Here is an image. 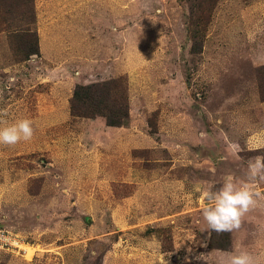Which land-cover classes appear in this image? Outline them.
<instances>
[{"label":"rangeland","instance_id":"374dc122","mask_svg":"<svg viewBox=\"0 0 264 264\" xmlns=\"http://www.w3.org/2000/svg\"><path fill=\"white\" fill-rule=\"evenodd\" d=\"M117 79L111 126L74 93ZM0 111L35 130L0 145V264H264V201L220 235L200 211L264 156V0H0Z\"/></svg>","mask_w":264,"mask_h":264},{"label":"clouds","instance_id":"9594fccd","mask_svg":"<svg viewBox=\"0 0 264 264\" xmlns=\"http://www.w3.org/2000/svg\"><path fill=\"white\" fill-rule=\"evenodd\" d=\"M7 113L0 111V145L15 146L21 141H30L34 136L33 121L31 118H19L8 121L4 117ZM232 155L239 158L240 147L234 144ZM264 149V139L256 142L250 150ZM264 156H256L248 161L244 177L237 179L228 176L217 188L209 184L203 191L201 208L203 220L207 230L220 235L238 230L243 218L253 209L261 206L264 201ZM162 264H165L163 261ZM218 264H262L261 260L246 250L229 253L218 259Z\"/></svg>","mask_w":264,"mask_h":264},{"label":"trees","instance_id":"16d2710c","mask_svg":"<svg viewBox=\"0 0 264 264\" xmlns=\"http://www.w3.org/2000/svg\"><path fill=\"white\" fill-rule=\"evenodd\" d=\"M120 82L121 80L117 79V80H111V81L102 83L100 85L79 86L76 88L74 96H76V98H79V99L83 98V101L85 100L90 101V103L95 105V107H105L106 109L108 107L107 102L111 101L113 104L112 106H113L114 112L110 114L109 116H107V114H105L104 116L107 119L108 125L119 126L122 120L126 118L128 115L127 98L124 92L122 93V91L121 92L119 91ZM101 89H103L104 91H99ZM112 90H114L115 93H112L111 92ZM218 247L222 248L224 246H221V247L218 246Z\"/></svg>","mask_w":264,"mask_h":264},{"label":"built area","instance_id":"2783aa9c","mask_svg":"<svg viewBox=\"0 0 264 264\" xmlns=\"http://www.w3.org/2000/svg\"><path fill=\"white\" fill-rule=\"evenodd\" d=\"M23 244L21 240H18L13 236L12 232L0 227V245L2 247L15 249Z\"/></svg>","mask_w":264,"mask_h":264},{"label":"bare ground","instance_id":"6f19581e","mask_svg":"<svg viewBox=\"0 0 264 264\" xmlns=\"http://www.w3.org/2000/svg\"><path fill=\"white\" fill-rule=\"evenodd\" d=\"M25 251H26V256H30L32 254V249L31 247L25 246Z\"/></svg>","mask_w":264,"mask_h":264}]
</instances>
